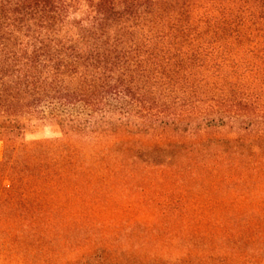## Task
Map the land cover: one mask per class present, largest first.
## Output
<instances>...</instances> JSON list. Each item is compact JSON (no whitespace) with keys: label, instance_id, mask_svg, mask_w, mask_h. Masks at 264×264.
<instances>
[{"label":"trees","instance_id":"trees-1","mask_svg":"<svg viewBox=\"0 0 264 264\" xmlns=\"http://www.w3.org/2000/svg\"><path fill=\"white\" fill-rule=\"evenodd\" d=\"M0 142V264H264V0H0Z\"/></svg>","mask_w":264,"mask_h":264},{"label":"rangeland","instance_id":"rangeland-1","mask_svg":"<svg viewBox=\"0 0 264 264\" xmlns=\"http://www.w3.org/2000/svg\"><path fill=\"white\" fill-rule=\"evenodd\" d=\"M231 127H222L214 129L217 135H247L252 128H246L237 123H232ZM60 137L58 130L55 127L48 125L45 120L37 118H27L25 120V129L23 131L24 141L48 140ZM2 156V143L0 142V160ZM63 258V257H62Z\"/></svg>","mask_w":264,"mask_h":264}]
</instances>
